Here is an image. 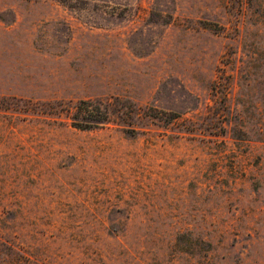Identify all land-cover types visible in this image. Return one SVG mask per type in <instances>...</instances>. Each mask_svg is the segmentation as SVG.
I'll return each instance as SVG.
<instances>
[{
    "label": "rangeland",
    "instance_id": "1",
    "mask_svg": "<svg viewBox=\"0 0 264 264\" xmlns=\"http://www.w3.org/2000/svg\"><path fill=\"white\" fill-rule=\"evenodd\" d=\"M0 264H264V0H0Z\"/></svg>",
    "mask_w": 264,
    "mask_h": 264
},
{
    "label": "trees",
    "instance_id": "2",
    "mask_svg": "<svg viewBox=\"0 0 264 264\" xmlns=\"http://www.w3.org/2000/svg\"><path fill=\"white\" fill-rule=\"evenodd\" d=\"M72 125L79 130H93L110 122L109 104L94 101H82L76 107L72 117Z\"/></svg>",
    "mask_w": 264,
    "mask_h": 264
}]
</instances>
